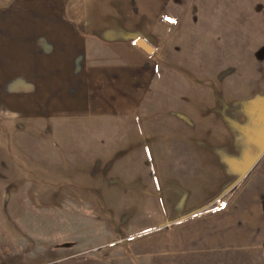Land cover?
<instances>
[{"label":"rangeland","instance_id":"rangeland-1","mask_svg":"<svg viewBox=\"0 0 264 264\" xmlns=\"http://www.w3.org/2000/svg\"><path fill=\"white\" fill-rule=\"evenodd\" d=\"M165 10L129 69L69 51L83 6L0 0V264H264V0Z\"/></svg>","mask_w":264,"mask_h":264},{"label":"crops","instance_id":"crops-1","mask_svg":"<svg viewBox=\"0 0 264 264\" xmlns=\"http://www.w3.org/2000/svg\"><path fill=\"white\" fill-rule=\"evenodd\" d=\"M103 1L109 2L113 1L115 4L120 1V3H125L123 10L120 11V13L123 14V16H120V20L114 22L115 20H111L114 22L112 25H109V27L105 28L106 26L104 24L98 25V29H92L90 27L89 22H91L92 17L91 14L92 7L99 6ZM67 5L73 6H83V13L79 17L78 22L80 25H74L73 21L74 19L72 18V22H70L69 19H67L66 23V29L68 32V36H72L75 39H81V44L77 42V46L80 44V48L73 46L71 49H69L70 52L76 53V54H88L94 55L96 54L99 50H94L97 47L101 48H113L115 55V59L117 60V63L124 64V66L129 67H134L135 65L139 64V61H143L146 55H150L152 52L151 47L144 41V44L141 42H137V40L132 43L128 38L132 37H141V34L139 33H133L132 30L134 28L136 29L138 24H144L146 22H151L155 21L154 17L157 15V13H161L163 11H166L165 8H169L170 5V0H67ZM134 6V8H132ZM128 7V8H127ZM104 12V10H102ZM96 12H99L98 9ZM93 14V13H92ZM151 14V16H149ZM172 18V17H171ZM113 19V15H112ZM72 24V25H71ZM164 25H166L164 23ZM75 26V27H74ZM167 26V25H166ZM93 30V31H91ZM114 37L122 38L124 42H119V43H113L110 45H107L106 39H111ZM94 41L97 44L96 45H91L88 44L89 42ZM80 50V51H79ZM84 61V59H82ZM89 61V57H88ZM90 62V61H89ZM101 66H91V65H85L83 69H97L100 68ZM91 100L88 99V102ZM94 106H89L87 107L84 106L82 107V110L84 111L85 108L87 110L88 108V114L91 113L92 110H94L96 107ZM251 200L248 201L247 205L250 206L251 208L256 209V198L257 196H251ZM261 209V205L259 207ZM185 218L177 220L176 223L184 221ZM178 232V231H177ZM179 233V232H178Z\"/></svg>","mask_w":264,"mask_h":264},{"label":"built area","instance_id":"built-area-1","mask_svg":"<svg viewBox=\"0 0 264 264\" xmlns=\"http://www.w3.org/2000/svg\"><path fill=\"white\" fill-rule=\"evenodd\" d=\"M162 22L165 23L167 26L173 25L174 24V20L169 17V16H164L162 18Z\"/></svg>","mask_w":264,"mask_h":264}]
</instances>
